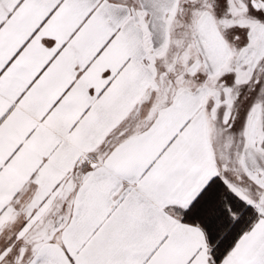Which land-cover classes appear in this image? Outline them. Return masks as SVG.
Listing matches in <instances>:
<instances>
[{"label": "snow or ice", "instance_id": "6c2138e0", "mask_svg": "<svg viewBox=\"0 0 264 264\" xmlns=\"http://www.w3.org/2000/svg\"><path fill=\"white\" fill-rule=\"evenodd\" d=\"M0 264H264V0H0Z\"/></svg>", "mask_w": 264, "mask_h": 264}]
</instances>
